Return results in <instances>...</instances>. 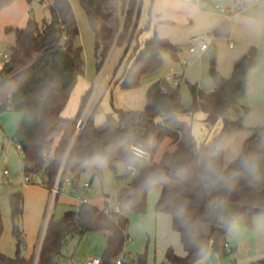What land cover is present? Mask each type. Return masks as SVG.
Instances as JSON below:
<instances>
[{"label": "trees", "instance_id": "trees-1", "mask_svg": "<svg viewBox=\"0 0 264 264\" xmlns=\"http://www.w3.org/2000/svg\"><path fill=\"white\" fill-rule=\"evenodd\" d=\"M14 1L0 0V9ZM78 1L96 35L101 23L110 28L108 37L102 43L98 39L96 42L99 71L114 44L125 47L110 82L114 80L115 88H139L143 77L163 66L164 53L179 61L180 47L155 33L143 47L134 48L121 72L136 38L143 0ZM48 10L50 21L44 26L31 19L26 27L16 29L11 59L0 70V114L22 113L13 140L21 148L25 176L43 172V184L51 192L58 178L62 188L68 178L78 186L84 174L93 181L102 179L107 169L118 177L120 164L135 166L139 172L128 187L119 190L117 202L133 213L143 214L148 210L149 192L161 190L156 211L171 216L172 227L180 234L186 252L179 256L170 248L166 255L170 264H194L207 256L213 260L228 256V241L237 225L253 228L255 216L264 214V126L255 128L246 139L238 159L228 166L224 164L226 147L243 128L248 109H243L236 120H230L227 113L246 94L247 75L255 66L257 48L251 47L235 62L229 78L218 71L213 52L210 75L215 90L206 93L189 83L193 97L189 109L183 108L180 87L160 79L149 87L144 110H115L103 125H97L92 114L77 133L91 91L75 117L67 118L62 113L85 74L83 48L77 44L80 29L70 0H52ZM64 32L67 39L63 42ZM230 33L231 23L226 21L215 29L214 36L229 37ZM198 111L207 114L211 125L224 121L219 135L200 147L186 132L187 125L178 119L181 113ZM133 145L148 149L152 161L141 166L132 152ZM163 148L162 156L156 159ZM9 202L17 252L15 257L0 252V264H57L70 236L99 231L108 234L101 262L114 264L130 239V219L125 214L109 217L92 204H80L61 218L50 219L38 258L34 253L28 259L23 255L24 233L16 224V218L20 220L24 212L23 193L11 194ZM3 232L0 208V240ZM138 264H148L147 253L138 256Z\"/></svg>", "mask_w": 264, "mask_h": 264}, {"label": "crops", "instance_id": "crops-1", "mask_svg": "<svg viewBox=\"0 0 264 264\" xmlns=\"http://www.w3.org/2000/svg\"><path fill=\"white\" fill-rule=\"evenodd\" d=\"M159 1L160 0H143L139 26L135 34L136 38L129 53L125 57L123 67H121V72L134 48L137 45L143 47L144 43L148 39L152 38L155 33H157L161 38L167 39L171 43L180 47L179 61H173L169 54L164 53L163 66L157 72L143 77L142 85L139 88L122 89L120 87H114V80L112 83L110 82L113 79V72L124 56V46H122V53L116 67L102 82L100 80L98 85L97 79L100 72L98 64H96L95 59L87 55L88 60L87 63H85L84 69L85 74L79 78L77 86L70 96L69 103L62 114H66L67 118L75 117L90 91L91 93L84 108L82 117L88 120V118L94 114L95 123L97 125H103L106 122L107 116L115 114V110L142 111L141 106L142 103L145 104V95L147 103V92L149 87L158 80L164 79L166 75L172 73L173 71L180 77V83L178 86L180 87L182 93L183 108L189 109L193 103L189 83L197 85L199 89L206 93H210L215 90V84L210 75L211 55L213 52L216 54L218 71L224 77L229 78L232 75L235 62L241 56L246 54L251 47H256L258 54L255 66L247 75L246 94L241 97L237 105L232 107L227 113V117L230 120H235V115L239 113V110H243L245 108L248 109V113L243 121V128L233 136L226 147L224 164L225 166H228L238 159L244 142L250 137L247 136L245 139L240 141L237 140L235 145H232L238 135L246 128H251L254 132L255 128L264 126V0H204V2L208 4L204 8H201V2L197 1V3L199 2L197 5L201 9H198L196 6L189 4L186 1L182 2V0H172L171 3L166 2L168 5H166L167 8H164V11L159 8ZM70 2L73 6L80 32L82 29H85V32L88 31V29H90L88 28L90 27V24L79 1L70 0ZM180 2L182 4L178 5ZM33 4V2H29L28 0H15L11 5L0 9V53H3L1 50L3 47H6L10 53L11 49L16 45V29L26 27L31 19L38 22L39 14L36 13V9ZM183 12H189L191 15V24L185 30L179 28L181 21L179 14L183 15ZM185 17H187V13L185 14ZM49 21L50 13L49 19L46 23ZM226 21L231 23V33L229 37L215 36L210 49L200 58L195 57L189 51L191 38L194 35L201 33L214 34L215 29ZM162 23H166V25ZM81 34L82 33H80L79 37H81ZM109 34L110 28L106 24L101 23L99 25V33L98 35H95L96 42L98 39V41L102 43ZM78 45L83 48V45H81L80 42ZM115 46L116 44H114L111 48L109 55ZM83 56L85 59L84 50ZM186 61L189 62V64L185 65L184 63ZM6 62L7 61L0 56V70ZM104 69L105 67L102 70ZM182 85L186 86V88L183 89ZM185 104H187V106H185ZM234 108H236V110L231 111L234 110ZM87 112L88 114L86 115ZM251 117H255V121L252 122L250 119ZM162 119L163 118H161V120ZM178 119L187 125L186 132L196 140L199 147L202 144L209 143L216 138L224 126L223 119H220L214 125L208 123L207 114L202 111H198L196 113L184 112L178 115ZM1 125L2 129L0 132H6L8 129L6 120L2 119ZM3 139L4 137L0 134V140L3 141ZM163 152L164 148L158 152L156 159L160 158ZM6 170L8 169H4L3 171L4 181L6 183H11V172L8 170V174H5ZM134 177L135 176H132L126 187L131 184ZM91 182H93L92 179ZM41 184L42 186L37 183L27 182L24 179L22 183L14 185H0V208L4 223V232L0 240L1 253L10 257H15L16 255V239L13 236L15 220L12 215L9 197L13 193L22 192L24 195V212L19 220V224L26 240V247L23 251V255L29 259L34 255V253L38 254L41 248V238L46 218L47 206L51 196L50 190L43 184V181ZM71 191L72 190L69 185H64L62 194L58 197V200L60 201V199H62L63 203L72 205L74 206L72 209H76L80 203L73 197ZM93 193H91L89 197ZM160 195L161 190L156 193L157 202ZM108 199H105V204L108 202ZM89 203L94 205L90 199ZM155 220L157 233L159 234L160 231L162 232V244L165 250L166 260L167 251L170 248H173L177 255L185 256L186 252L184 250L180 234L172 227L171 216L167 213L157 212ZM238 228L242 230L247 227L239 224L237 225L235 231ZM246 230H248V228ZM234 232L231 234L228 241L230 253L237 251L239 248L233 245L235 238L233 236ZM6 234L10 236V240L7 244L3 242ZM105 235L108 238V234L105 233ZM158 238L156 237V247ZM241 245L246 247L243 242ZM238 252L242 255L244 264H247L246 261L250 258H247L243 251ZM144 253L148 254L147 247L142 248L140 254ZM155 253H157V251ZM64 257L66 256H64L62 250V255L60 256L57 264H61L60 261ZM71 258L72 256L69 255V260L66 261L67 264H74ZM221 260L222 259L213 260L211 257L207 256L194 264H218Z\"/></svg>", "mask_w": 264, "mask_h": 264}, {"label": "rangeland", "instance_id": "rangeland-1", "mask_svg": "<svg viewBox=\"0 0 264 264\" xmlns=\"http://www.w3.org/2000/svg\"><path fill=\"white\" fill-rule=\"evenodd\" d=\"M77 1V0H73ZM172 0H160L159 8L166 9L168 5L166 2L171 3ZM180 1V0H179ZM186 1L189 4H193L198 9L197 1L201 2V8L206 7L208 4L204 0H182ZM33 6L36 9L38 15V22L41 26H44L46 21L49 19V10L48 5L39 4L33 2ZM165 4V5H164ZM182 4L181 2L178 4ZM200 8V9H201ZM187 13V17L185 14ZM180 17V27L182 30H185L191 24V15L189 12H183V15L179 14ZM166 25V23H162ZM88 31L85 32V29H82L80 33L81 37L78 38L77 44L79 42L83 45V50L85 53V63H87L88 56L95 59L96 64H98L99 59L96 56V34L88 27ZM90 33V34H89ZM82 41V42H81ZM114 46V45H113ZM2 52L9 53L6 47H3ZM122 53V47L116 45L113 51L108 55L107 61H105V69L101 70L98 75V83L105 79V77L114 70L116 67L120 55ZM105 71V72H104ZM101 74V77H100ZM105 74V75H104ZM104 75V76H103ZM182 88L186 86L182 85ZM138 95V94H137ZM139 104V103H138ZM141 104V102H140ZM146 105V95H145V104L142 103L141 110L144 109ZM187 106V104H185ZM189 108V107H187ZM234 110L231 111H235ZM88 112L86 113V115ZM243 114V110H239V113L235 115V118H239ZM247 115V114H246ZM245 115V117H246ZM66 117V114H63ZM22 113L8 111L0 114V122L6 120L8 124V129L6 132L2 131L0 134L4 137L3 141L0 140V185H14L29 181L30 183H37L42 186V181L44 179V173L40 172L38 174H31L30 176H25L24 165L22 160V152L18 145L14 143L13 137L16 131V128L20 122ZM16 118V119H15ZM235 119V120H236ZM245 119V118H244ZM251 121H255V117L250 118ZM249 127V126H248ZM253 131L251 128L244 129L241 134L233 141L232 145H235V142L238 140L245 139L247 136H251ZM4 169H8L11 172V183H6L3 177ZM132 178L131 170L128 169L124 164H120L118 168V177L110 169L105 170L104 176L102 179L95 178L91 182V176L84 174L81 177L79 187L80 194H83L82 187L86 182H90L94 188V193L89 197L92 203L98 208H102L105 205V199L110 200L112 204L117 202V195L121 188L128 185L129 180ZM160 191L159 189H152L149 192L148 196V210L143 214H136L131 212L127 207H124V214L130 219V225L128 228V234L130 236L129 241L125 246V251L130 253L133 264H138V256L142 251V248H148V264H170L165 258V250L162 244V232L157 233L155 215L156 211V193ZM51 203V201H50ZM51 216H54L55 219L61 218L68 210L72 209L74 206L65 204L62 202V199L56 200V202L49 205ZM165 215V214H162ZM47 219V218H46ZM45 219V222H46ZM240 224V223H239ZM238 224V225H239ZM243 225V224H240ZM238 228L233 236L234 241L233 245L239 247L237 251L230 253L228 256L223 258L218 264H244V259L238 251H243L247 258H250L246 261L247 264H264V214H258L254 218L253 228H248V230ZM45 231V225H43V232ZM42 232V234H43ZM14 236V235H13ZM10 236L6 234L3 242L5 244L10 240ZM156 237L158 238L157 247H156ZM16 239V238H15ZM245 243L244 245H241ZM17 243V240H16ZM67 243L63 248L64 258L61 259V264H67L68 256H72V262L74 264H79L84 262L88 257H102L103 253L108 247V238L104 232H88L84 236H70L67 240ZM247 249V250H246ZM25 250V249H24ZM23 250V251H24ZM157 251V253H155ZM85 257V258H84Z\"/></svg>", "mask_w": 264, "mask_h": 264}, {"label": "built area", "instance_id": "built-area-1", "mask_svg": "<svg viewBox=\"0 0 264 264\" xmlns=\"http://www.w3.org/2000/svg\"><path fill=\"white\" fill-rule=\"evenodd\" d=\"M32 2H37L39 4L49 5L52 2V0H33ZM125 17H126V13L121 18L122 22H124ZM62 29H64V27ZM214 38H215V36L213 33H201V34L194 35L191 38V42L189 45V51L195 57L200 58L205 52H207L210 49V47L212 46V44L214 42ZM66 39H67V37H66L65 32H64L63 37H62V41L64 42V41H66ZM0 56L3 57L8 62L11 59L12 52L5 53V54L0 53ZM105 63L103 65L102 69L104 68ZM184 64L185 65L189 64V62L186 61ZM164 79L167 82H170L173 86H178L180 83V77L177 76V74L174 71L172 73L166 75ZM86 122H87V119H84L83 117H81L79 119V121L77 123V133L80 132L85 127ZM1 129H2V125L0 122V130ZM75 139H76V136H75ZM75 139H73L71 145L75 142ZM19 148H20V146H19ZM132 152L137 158L140 159V165L141 166H143L145 163H150L152 161L151 152L142 146L133 145L132 146ZM127 168L131 170L132 176H136L139 172V168H137L135 166H128ZM5 174H8V170L5 171ZM66 184L70 186V188L72 190L71 193H72L73 197L76 198L80 204H90L89 203V195L94 192V188L90 182H86L84 184V186L82 187V189H83L82 195H79L80 194L79 184L77 186L74 183H72L71 178L67 179ZM62 189L63 188L61 187V184H60V178H58L56 184L53 186V188L51 189V192H50L51 203L54 204V202H56V200H58V197L62 194ZM50 201L48 203L47 211H46V218L47 219L45 218L46 222H44L45 231L43 232L42 238H41V248H42V244H43V241H44V238L46 235L48 224L50 222V219L53 217V216H51V211H50V207H49V205H51ZM124 207L125 206L120 204L119 202L112 204L109 200L102 208H98V209H99L100 213L105 214L109 217H113L115 215H123L124 214ZM227 247H229V244L227 245ZM41 248L37 254V258L40 254ZM130 262H131L130 254L128 252L124 251L123 253H121V255H119L116 258L114 264H130ZM79 264H102V262H101L100 257H91V258H88L84 262L79 263Z\"/></svg>", "mask_w": 264, "mask_h": 264}, {"label": "water", "instance_id": "water-1", "mask_svg": "<svg viewBox=\"0 0 264 264\" xmlns=\"http://www.w3.org/2000/svg\"><path fill=\"white\" fill-rule=\"evenodd\" d=\"M16 224H17V225L19 224V219H18V218H16Z\"/></svg>", "mask_w": 264, "mask_h": 264}]
</instances>
